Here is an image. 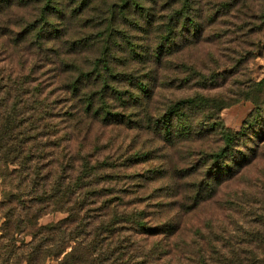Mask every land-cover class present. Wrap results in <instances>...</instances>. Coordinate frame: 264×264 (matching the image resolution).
Masks as SVG:
<instances>
[{
  "label": "rangeland",
  "instance_id": "obj_1",
  "mask_svg": "<svg viewBox=\"0 0 264 264\" xmlns=\"http://www.w3.org/2000/svg\"><path fill=\"white\" fill-rule=\"evenodd\" d=\"M116 1L59 0V13L51 17L54 33L41 48L28 35L17 37L37 15L36 0L13 4L0 13V74L27 76L31 86H39L50 104L52 124L63 139L58 152L64 160L72 159L75 170L84 156L91 164L101 165L99 174L104 177L99 185L104 183L124 195L129 212L142 214L152 224L178 216L179 204L188 203L193 187L204 177L197 160L200 152L220 145L214 132L196 135L192 141L166 142L156 126L168 107L201 95L225 105L215 118L225 126L252 121L258 137H251L258 149L256 158L233 179L223 181L198 209L181 213L179 220L180 240L188 241L196 228L205 232L210 224L214 245L256 249L260 244L251 242L249 236H264V111L255 109L250 96L257 90L253 84L264 78V0H189L187 17H194L195 25H182L178 18L174 44L158 56L155 52L165 35V18L173 10L178 13L182 3L176 0L172 6L173 1L158 0L156 13L147 20L136 14L124 20L112 18L118 31L104 46L113 73L108 82L116 92L106 103L121 116L115 120L120 123L101 124L81 111L79 96L70 95L67 86L77 75L75 67L87 70L101 56L105 19ZM149 1L139 0L147 8ZM138 82L147 86L145 96L139 93ZM118 92L125 104L117 100ZM130 94L139 99L126 102ZM262 97L264 88L257 100ZM205 121H209L207 113L199 115L197 124ZM39 165L42 179L49 181L48 159ZM16 171L14 163L7 167L13 179L10 183L0 173V264H20V255L31 239L28 230L21 235L1 234L3 215L17 219L23 213ZM63 218L62 213L47 214L38 224ZM44 264L56 262L47 259Z\"/></svg>",
  "mask_w": 264,
  "mask_h": 264
},
{
  "label": "trees",
  "instance_id": "obj_2",
  "mask_svg": "<svg viewBox=\"0 0 264 264\" xmlns=\"http://www.w3.org/2000/svg\"><path fill=\"white\" fill-rule=\"evenodd\" d=\"M21 1L0 0V13ZM165 1H173L172 6L177 2ZM178 1L182 7L178 13L169 9L173 11L165 18V35L156 56L174 44L178 18L183 20L182 25H195V18L187 17L189 0ZM149 2V8L139 0L113 2L109 17L105 19L101 56L93 60L87 70L75 67L71 62L67 64L73 65L77 72L67 89L74 98L79 96L81 111L97 120L95 122L120 123L115 121L120 113L111 111L106 103V98H115L116 92L108 82L113 73L107 65L108 54L104 46L118 31L112 18L124 20L136 14L147 20L156 13L158 0ZM36 4L37 15L21 28L17 37L21 39L22 35H28L29 41L41 48L54 33L51 17L59 13L60 3L59 0H36ZM131 51L136 54L134 49ZM132 84L135 87V83ZM253 86L257 90L250 96L251 101L255 109L264 111V97L257 100L260 89L264 88V78ZM136 87L142 95L147 94V86L143 83L138 82ZM116 95V99L125 104L122 95L119 92ZM130 99L137 100L139 96L130 94L126 102ZM224 107L220 100L195 95L174 102L156 126L166 142L192 141L196 135L214 132L220 145L210 152H200L197 160L205 170L204 177L193 187L188 203L179 204L178 216L152 224L145 221L142 214L129 212V201L124 202V195L106 188L104 183L99 185L104 177L99 174L101 165L91 164L84 156L78 159L80 164L75 170L72 159L64 160L62 152H58L63 139H59L56 125L52 124L50 104L39 86H31L27 76L12 78L0 74V173L1 178L10 183L12 174L6 172L14 163L18 201L23 208L17 219H12V214L1 217L4 220L1 234L7 237L10 232L21 235L30 231L27 234L31 239L20 255V264H44L47 259L56 264H264V236H249L251 242L260 244L256 249L222 247L213 244L212 227L207 224L205 232L196 228L188 241L180 240L181 213L198 209L215 195L223 181L233 179L257 156L258 149L251 139L258 138L254 123L245 121L232 128L225 126L215 120L217 112ZM205 113L209 121L197 124L199 115ZM65 114L71 116L68 112ZM46 158L49 181L46 177L42 179L39 165ZM52 213L65 214V218L44 226L38 224L41 217Z\"/></svg>",
  "mask_w": 264,
  "mask_h": 264
}]
</instances>
